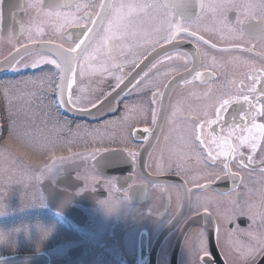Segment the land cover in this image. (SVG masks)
<instances>
[{"label":"flooded vegetation","instance_id":"obj_1","mask_svg":"<svg viewBox=\"0 0 264 264\" xmlns=\"http://www.w3.org/2000/svg\"><path fill=\"white\" fill-rule=\"evenodd\" d=\"M58 2L92 5L77 13L83 16L85 12L95 14L101 0ZM261 2L203 0L205 5L251 4L254 8L247 14L236 8L215 13L205 8L191 27L180 21L208 41L201 45L206 55L201 57L197 68L203 73L202 80L182 84L188 75L185 68L192 65H185L182 60H162L164 52L111 99L110 95L117 89L116 76H122L125 82L149 53L169 45L163 41L151 43L162 34L157 32L161 27L159 19L144 14L133 16L132 26L137 35L116 41L128 46L124 56L109 61L101 50L95 59L87 62L81 57L84 75L78 68L71 92L74 98L82 99L73 110H104L98 116L77 117L58 99L59 73L55 66L32 68L24 64L32 61L38 52L55 57L54 53L38 48L43 42L52 41L64 48L74 46L69 37L78 42L83 38L82 32L92 26L91 22L82 20L79 27L61 28L62 21L55 16L44 17L36 8L29 7L39 0H0V140L8 122L26 119L40 124L43 139L49 129L50 142L54 144V150L47 151L48 156L39 164L8 150L13 165L22 168L26 164L29 170H13L10 181L0 183V237L8 235L7 248L11 250L0 253V264L7 258L27 254L43 255L46 264H191L193 252L197 260L204 255L199 251L201 233H205L207 259L213 264H245L248 249L264 245L261 223L264 171L260 163L264 161V139L254 131L256 152L251 153L246 145L239 148L245 158L253 155L251 166H240L239 156L229 157L231 171L238 173L235 182L220 173L222 178L216 180L213 175V186L205 190L197 185L208 183L209 173L220 172L223 161L213 165L205 148L194 140L195 125L215 118L219 99L247 94L255 101L264 91V84L254 85L255 93L239 90L241 81L246 86L251 84L246 74L253 66H264L260 33L247 34L250 25L264 23ZM59 10L75 11L67 6ZM192 11L195 17L198 9ZM241 28L245 32L243 38H239ZM103 34L101 28L97 41ZM33 40L37 43L33 44ZM213 44L215 48L210 46ZM26 45L36 48L29 47L17 55V60L23 57L17 71L5 70L3 61L24 50L22 46ZM182 47L189 51L193 45L186 42ZM158 60L161 62L156 63ZM113 62L121 67H111ZM154 92L164 93L162 98L157 97L156 104H152ZM93 104L97 106L93 108ZM261 105L264 100L257 107ZM153 108L157 110L155 124ZM246 108V105H233L221 124L205 126V137L219 135L221 127L232 124L240 126L236 132L240 135L244 122L239 114ZM252 123L264 124V115L250 118L249 126ZM144 128L150 132L133 135ZM233 141L238 143L235 136ZM127 152L137 155L129 158ZM187 190H191L190 200ZM198 196L202 206L195 209L192 205ZM240 212L243 214L226 219ZM248 264H264V255L258 254Z\"/></svg>","mask_w":264,"mask_h":264},{"label":"snow or ice","instance_id":"obj_2","mask_svg":"<svg viewBox=\"0 0 264 264\" xmlns=\"http://www.w3.org/2000/svg\"><path fill=\"white\" fill-rule=\"evenodd\" d=\"M74 8L75 11L62 12L59 9L63 7ZM29 7L36 8L38 14H43L44 17L55 16L59 21H62L61 28L64 26H80V22L83 20L85 22L90 21L91 27L87 28V31L82 32V37L78 39V42H73L70 40V46L64 48L63 45H55L52 41L43 42L40 47L43 48H54L55 57L50 58L44 55H40L39 52L35 58L24 64V67L31 66L32 68H38L45 64H53L59 73L58 83L56 84V91L58 93V99L69 107L70 110L75 108V105L79 104L81 101L80 96L73 97L71 92L73 80L77 69H80L81 75H84L83 64L81 62V57L83 61L87 62L89 60L96 58V53L103 50L104 54L108 57L109 61H115L120 57L125 55V48L128 47L123 44L116 43L118 40H123L128 37H135L137 33L133 30L132 17L138 14L151 15L153 19H159L161 27L157 29V32H161L156 39L151 40L153 44H159L163 41L171 46V51H165L162 60L172 61V60H182L185 65L191 64V67H186L185 71L188 74L181 81L182 84H190L192 80H202L203 73L197 70L198 65L201 62V57L206 55L202 52L201 45L208 44V41L204 40L202 36H199L197 31H190L189 27L199 19V12L203 11L205 8L212 10L214 13L229 9L236 8L238 10H244L247 14L250 12L254 6L251 4L244 5H234L227 3H210L205 5L203 0H151V2H118V0H101L100 4L97 6L98 11L95 14L91 12H85L83 16H78L77 13L83 11L88 7H93L92 5L83 4H69L64 5L58 2V0H39V3L29 4ZM261 8H264V0L260 4ZM198 9L197 14L193 17V9ZM254 14V13H253ZM105 21H107V26L105 27ZM180 21H186L189 27H185ZM243 24V21H241ZM197 27H199L197 25ZM104 28V34L97 41V36L100 33V29ZM209 29H205L208 31ZM59 32L60 29H57ZM259 32L261 35V43L264 45V23L257 25H250L248 35L251 36L254 33ZM245 35L244 29L240 30V37L243 38ZM232 38H236L233 36ZM191 43L193 45L192 49L185 51L182 47L184 43ZM37 43L33 40V44ZM215 48V45H210ZM25 51L30 47L29 45L22 46ZM130 50V47H129ZM220 51H230L232 49H219ZM244 51H250L251 49H242ZM19 51V50H18ZM17 60L15 57L6 59L3 63L6 65L5 70L7 71H17L21 61ZM158 60L156 63H160ZM215 63V61H213ZM247 63V62H246ZM111 67L119 68L121 67L118 63H111ZM152 67H156L153 64ZM55 75V74H53ZM145 76L147 73L144 74ZM188 76L191 79H188ZM246 78L251 81V84L245 85L243 81L239 84V90L241 93L249 92L255 93L257 89L254 87L256 84H264V66L261 68L252 67L249 74H246ZM116 88H120L123 82L122 76H116ZM167 87V86H166ZM164 93L154 92L152 96V104L157 103V97H163ZM114 99V98H113ZM264 100V91H261L256 97L255 101L250 100L249 95L245 94L237 97L221 98L218 100V106L215 108V118L208 119L206 121H200L195 125L194 140L200 142V146L205 148L207 152L208 159L212 161L213 165H216L219 161H223V166L220 172L216 174L209 173V182L206 184H198L197 188L200 190H205L211 188L212 181L211 178L214 175L216 180L221 179L220 173H223V177H231L233 182L237 179L238 173L231 171L229 166V157L235 159L237 156L240 157L238 163L240 166H251L253 162V155H248L246 158L243 153L239 152L241 146H247L251 153H255L258 147L257 137L254 131H258L259 137L264 139V124L252 123L249 126V119H255L256 115H264V105L257 107V104ZM233 105H246L247 108L240 112L239 119L243 121V128L240 135H236V132L240 130L239 125H229L227 128L221 127L219 135L209 134L206 138L204 135V128L207 125L211 127L212 125H219L225 120V114L233 107ZM97 105L93 104L92 107L95 108ZM111 105L109 104V107ZM81 112H87L85 108L75 109ZM90 114V113H88ZM235 119V115L233 116ZM152 120L155 124L157 121V110L153 108L152 110ZM150 129L144 128L139 129L133 133L136 134H147ZM223 133H227L224 135ZM248 133L251 135H245ZM233 136H235V143L233 141ZM215 146V147H213ZM227 150L224 151L223 149ZM137 153L127 152L129 158H135ZM202 159V157H198ZM262 165L261 170L264 171V161L260 162ZM188 191L189 200L191 199V190ZM195 209L202 206L201 198L198 196L196 201L192 205ZM262 206H264V200H262ZM243 214L233 213L232 216L226 217V219H234L236 215ZM205 215H210L205 213ZM255 220L254 216L249 217ZM261 223L264 224V214H261ZM201 246L199 251L204 253L203 256L196 259V253L193 252L191 264H213L211 260L207 259L209 255L208 249L205 243V233H201ZM264 255V245L257 247H250L245 254V264H248L249 260L254 259L257 255Z\"/></svg>","mask_w":264,"mask_h":264},{"label":"rangeland","instance_id":"obj_3","mask_svg":"<svg viewBox=\"0 0 264 264\" xmlns=\"http://www.w3.org/2000/svg\"><path fill=\"white\" fill-rule=\"evenodd\" d=\"M130 47L133 48V45H130ZM131 48L130 50L128 49L130 53L133 52ZM21 114V111H19L18 115L21 116ZM39 127L40 124L30 122L26 119L21 121L15 120L12 121V123L8 122V124H6L0 140V183L5 184L10 181V175L13 170L16 172L29 170L26 164H21L22 168H20L19 164L13 165L10 157H8L10 155L8 150L13 151L20 157L26 158L33 164H39L43 158L48 156L47 151L50 153V150H54V144L50 142L52 138L49 136L51 131L48 129V136L43 139V134L41 135L43 128L39 129ZM20 180L22 181V177ZM8 245V235H1L0 253L11 252V250L7 248Z\"/></svg>","mask_w":264,"mask_h":264},{"label":"water","instance_id":"obj_4","mask_svg":"<svg viewBox=\"0 0 264 264\" xmlns=\"http://www.w3.org/2000/svg\"><path fill=\"white\" fill-rule=\"evenodd\" d=\"M36 47H30V49H33ZM38 48H41L40 46ZM171 48L170 45L166 46H161L153 50L151 53L148 54V56L143 59L141 63L133 70L131 74H129L128 78L126 79L125 82H123L120 86V88H117L111 96V99L116 98L122 90L126 87V84L133 81L139 74L140 72L147 66L148 63H150L153 59L158 57L160 54L164 53L165 51L169 50ZM44 50H47L50 53L55 54V49L54 48H43ZM29 50V48H28ZM27 50V51H28ZM26 52L25 50H21L20 52H17L14 56L12 57H17L18 54ZM104 109H97V110H92V111H87V112H81V111H76L72 110L71 114L77 117H90V116H98V114H101ZM90 113V114H88ZM96 114V115H95ZM2 264H46L45 257L43 255L39 254H27V255H16L10 258H7L3 261H1Z\"/></svg>","mask_w":264,"mask_h":264}]
</instances>
